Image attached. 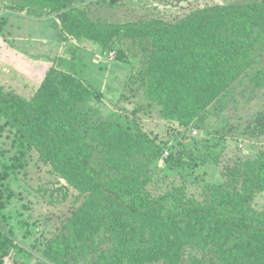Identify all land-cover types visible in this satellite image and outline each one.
<instances>
[{
  "label": "trees",
  "instance_id": "1",
  "mask_svg": "<svg viewBox=\"0 0 264 264\" xmlns=\"http://www.w3.org/2000/svg\"><path fill=\"white\" fill-rule=\"evenodd\" d=\"M10 3L19 11L57 12L69 36L87 38L103 53L116 46L112 61H120L124 45L141 50L143 66L136 78L147 99L127 110L135 120L150 112L169 120L177 144H184L190 126L202 128L210 104L231 88L246 82L251 90L264 87V0L196 7L174 22H101L72 0ZM55 73L49 68L29 98L0 84V132L7 130L14 150L0 167V191L8 189L3 180L16 175L36 151L37 160L76 192L77 206L43 244L44 259L54 264H264V209L253 205L255 194L264 191V151L222 162L202 149L188 153L193 164L220 165L221 181L205 182L195 194L181 180L152 194L149 162L165 169L185 164L176 162L183 151L174 156L168 138L142 130L135 121L133 126L114 119L92 122L81 107L90 95L87 86L71 74ZM248 127L264 133V111ZM192 145L199 142L193 139ZM192 169L178 168L177 174L189 176ZM6 221L0 217L1 232L10 228ZM5 244L0 242V249Z\"/></svg>",
  "mask_w": 264,
  "mask_h": 264
},
{
  "label": "rangeland",
  "instance_id": "2",
  "mask_svg": "<svg viewBox=\"0 0 264 264\" xmlns=\"http://www.w3.org/2000/svg\"><path fill=\"white\" fill-rule=\"evenodd\" d=\"M234 1L72 0V4L93 20L101 22L156 18L174 22L196 7ZM48 9L31 7L19 11L12 8L10 0H0V84L29 98L52 67L55 74H71L87 86L90 95L81 107L92 122L114 119L133 126L135 121V124H141L142 130L168 138L174 144L171 150L174 156L179 157V151H183L176 162L187 161L185 164L174 163L166 167L168 169L162 168L163 164L161 168L157 167L155 160L149 162L154 173L149 185L152 194L162 193L172 182L181 180H186L188 191L195 194L205 182L221 181L220 165L193 164L188 153H198L202 149L215 153L222 162L251 158L264 151V133H252L248 127L256 113L264 111V87L251 90L246 82L231 88L210 104L202 128L196 125L189 127V135L183 143L189 142L190 145L177 144L171 138L169 120L160 118L156 112L141 113L135 120L132 111L127 110L138 108L147 99L144 87L136 78V73L143 66L142 51L136 46L124 45L120 61H112L110 53L101 52L98 44L84 37L75 39L65 33L57 12L47 13ZM95 94L100 95L96 97ZM193 130L197 133L193 134ZM10 138L4 128L0 132V167L3 162H9L13 154ZM193 139L199 142V146L192 145ZM169 150L163 152L162 158ZM37 156L36 151H32L17 174L3 180L8 189L0 191L3 204L0 217L7 220L10 228L0 231V242L6 240L7 243L0 249V255L5 253L0 264H54L41 256V249L78 204L76 192L49 165L39 162ZM178 168L193 169L189 176H182L177 174ZM8 191L9 198L6 197ZM253 205L264 209V191L255 194ZM151 264L171 263L159 261ZM179 264L190 263L183 260Z\"/></svg>",
  "mask_w": 264,
  "mask_h": 264
},
{
  "label": "built area",
  "instance_id": "3",
  "mask_svg": "<svg viewBox=\"0 0 264 264\" xmlns=\"http://www.w3.org/2000/svg\"><path fill=\"white\" fill-rule=\"evenodd\" d=\"M110 58H113V53L110 52ZM196 131L194 130L193 131V134L195 133ZM165 154H167V152H165Z\"/></svg>",
  "mask_w": 264,
  "mask_h": 264
},
{
  "label": "clouds",
  "instance_id": "4",
  "mask_svg": "<svg viewBox=\"0 0 264 264\" xmlns=\"http://www.w3.org/2000/svg\"><path fill=\"white\" fill-rule=\"evenodd\" d=\"M110 52H111V51H110ZM110 52H109V53H110ZM113 57H114V52H113ZM112 59H113V58H110V60H112ZM101 60H102V59H101Z\"/></svg>",
  "mask_w": 264,
  "mask_h": 264
}]
</instances>
